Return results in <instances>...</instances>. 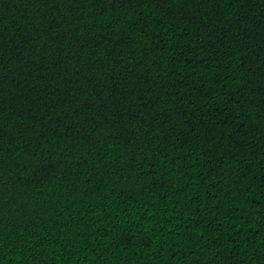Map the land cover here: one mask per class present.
Returning a JSON list of instances; mask_svg holds the SVG:
<instances>
[{
    "label": "trees",
    "instance_id": "16d2710c",
    "mask_svg": "<svg viewBox=\"0 0 264 264\" xmlns=\"http://www.w3.org/2000/svg\"><path fill=\"white\" fill-rule=\"evenodd\" d=\"M0 264H264V0H0Z\"/></svg>",
    "mask_w": 264,
    "mask_h": 264
}]
</instances>
